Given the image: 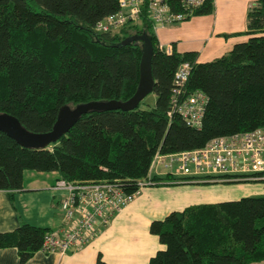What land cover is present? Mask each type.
<instances>
[{"label": "trees", "instance_id": "1", "mask_svg": "<svg viewBox=\"0 0 264 264\" xmlns=\"http://www.w3.org/2000/svg\"><path fill=\"white\" fill-rule=\"evenodd\" d=\"M117 2L0 0V112L14 116L27 131H48L61 105L127 100L137 86L142 47L141 39L123 42L130 36L150 41L154 95L145 108L140 100L130 110L88 111L44 148L20 146L0 132V190L8 197L21 188L25 170L54 171L71 183L115 182L131 193L136 180L146 177L155 152L196 149L216 136L264 129V0L246 10L247 39L207 61H197L193 50L159 49L144 7L136 21L95 32V22L116 12ZM166 2L179 11L177 0ZM212 10V0H205L193 16ZM181 62L189 64L184 92L197 89L207 98L198 127L174 112L166 114ZM49 230L21 222L0 232V249L13 247L23 264ZM147 230L162 248L146 264H261L264 195L190 205L150 220ZM95 264H105L99 254Z\"/></svg>", "mask_w": 264, "mask_h": 264}, {"label": "crops", "instance_id": "2", "mask_svg": "<svg viewBox=\"0 0 264 264\" xmlns=\"http://www.w3.org/2000/svg\"><path fill=\"white\" fill-rule=\"evenodd\" d=\"M230 1L215 0L214 13L212 10L209 14L194 15L156 29L158 43L169 45L178 52L196 51L197 61H207L223 54V50L230 49L238 41L239 37L234 36L245 30L246 10L255 2ZM56 177L54 171L25 170L21 188L13 191L11 198L5 190H0V232L10 231L21 222L49 229L60 225V211H57L60 192L52 189ZM212 184L222 188L223 193H218L222 196L205 203L239 198L241 196L235 197L242 193L239 190H243L242 195L246 196L264 194V181L261 180H243L233 186ZM190 185L159 183L144 187L114 213L107 226L82 248L62 254L38 250L23 264H95L97 254L105 264H146L148 258L162 248L147 230L150 220L195 205L191 203L190 196L194 194L190 193ZM229 195L233 198L228 199ZM0 264H19L13 247L0 249Z\"/></svg>", "mask_w": 264, "mask_h": 264}, {"label": "built area", "instance_id": "3", "mask_svg": "<svg viewBox=\"0 0 264 264\" xmlns=\"http://www.w3.org/2000/svg\"><path fill=\"white\" fill-rule=\"evenodd\" d=\"M205 0H177L179 11L171 10L166 0H118V9L97 20L95 32L117 29L126 22L136 21L142 7L146 9L152 31L176 24L193 16V11ZM159 49L169 53L171 46ZM189 64L181 62L172 77L170 109L190 127H198L206 105V95L200 90L185 93L183 88ZM169 175L165 183H200L264 180V129L216 136L202 147L173 153L155 152L146 177L136 180V189L125 193L115 182L71 183L56 178L52 189L60 192L57 207L61 224L47 231L39 251L62 254L82 248L107 226L111 217L132 200L144 187L163 181L153 176ZM261 264H264L261 263Z\"/></svg>", "mask_w": 264, "mask_h": 264}, {"label": "water", "instance_id": "4", "mask_svg": "<svg viewBox=\"0 0 264 264\" xmlns=\"http://www.w3.org/2000/svg\"><path fill=\"white\" fill-rule=\"evenodd\" d=\"M142 40L141 55L138 64V82L134 93L125 101L118 100H95L78 103L72 107L61 105L56 113L55 121L51 128L42 133L29 132L20 125L18 120L5 112H0V132L14 140L18 145L29 148H44L49 143L55 142L64 135L76 119L88 111H102L110 109L130 110L148 93L151 92L152 78L149 71V57L151 45L148 38L141 36H130L124 39Z\"/></svg>", "mask_w": 264, "mask_h": 264}, {"label": "rangeland", "instance_id": "5", "mask_svg": "<svg viewBox=\"0 0 264 264\" xmlns=\"http://www.w3.org/2000/svg\"><path fill=\"white\" fill-rule=\"evenodd\" d=\"M229 2H231V1L229 0ZM213 5H214V8H215V0H213ZM213 13H214V10H213ZM155 37L157 38L156 32H155ZM234 37H239L238 41H236V42H241V41H244V40L247 39V35L244 34L243 32L242 33L240 32V33L236 34ZM228 50L229 49H225L222 52L225 53ZM153 101H154V95L150 92V93H148L147 95H145L141 99V101L139 103V106L141 108H145V107H148V106H152ZM26 171H31V170H26ZM214 183H218L220 185H230V186H233L234 184L235 185L238 184V182H214ZM215 185L216 184H212V183H202V182L190 185L189 186L190 187V193H193L194 194L193 196H190V197H192L191 203L192 204L205 203L207 200H214V199L215 200H218L216 198H221L222 195L220 196L218 193H220V192L223 193V190H222V188H218ZM230 186H228V187H230ZM228 187H225V188H228ZM239 191H241L242 193H239V195H236L235 197H238V196H241V197L242 196H246V195H242V194H244L243 193V190H239ZM232 196L233 195H229L228 196L229 197L228 199L233 198ZM248 196H254V195H248ZM194 197H195V199H193ZM57 211L59 213V208H57ZM158 245H159V247H161V245L159 243H158Z\"/></svg>", "mask_w": 264, "mask_h": 264}]
</instances>
